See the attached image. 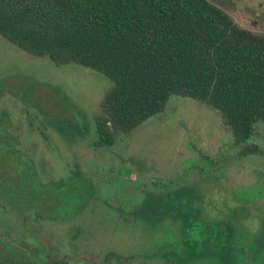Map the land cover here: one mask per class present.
Returning a JSON list of instances; mask_svg holds the SVG:
<instances>
[{
  "label": "rangeland",
  "instance_id": "1",
  "mask_svg": "<svg viewBox=\"0 0 264 264\" xmlns=\"http://www.w3.org/2000/svg\"><path fill=\"white\" fill-rule=\"evenodd\" d=\"M208 1L264 34V0ZM110 86L0 37V263L264 264V121L235 146L216 109L170 95L93 146Z\"/></svg>",
  "mask_w": 264,
  "mask_h": 264
},
{
  "label": "trees",
  "instance_id": "2",
  "mask_svg": "<svg viewBox=\"0 0 264 264\" xmlns=\"http://www.w3.org/2000/svg\"><path fill=\"white\" fill-rule=\"evenodd\" d=\"M0 37L31 56L110 80L93 146L112 145L117 133L160 112L170 95L216 109L235 146L264 121V34L208 0H0ZM257 151L253 144L242 149ZM195 217L193 209V224Z\"/></svg>",
  "mask_w": 264,
  "mask_h": 264
}]
</instances>
